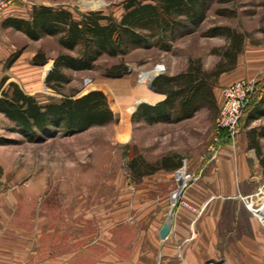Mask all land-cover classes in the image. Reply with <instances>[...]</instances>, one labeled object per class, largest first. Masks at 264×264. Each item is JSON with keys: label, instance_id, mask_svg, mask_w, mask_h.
Listing matches in <instances>:
<instances>
[{"label": "rangeland", "instance_id": "1", "mask_svg": "<svg viewBox=\"0 0 264 264\" xmlns=\"http://www.w3.org/2000/svg\"><path fill=\"white\" fill-rule=\"evenodd\" d=\"M129 1L26 0L24 5L64 8L76 20L89 12L120 20ZM205 18L199 26L179 30L180 34L167 42L157 37L143 45L131 46L125 55L104 54L91 70L62 68L69 82L53 83L54 90L45 80L49 69L58 56L77 57L80 50L62 48L59 36H45L32 42L13 33L15 52H21L19 57L22 56L17 63L18 73L27 72L29 86L37 92L34 96L40 103H58L66 96L80 97L90 91H102L107 95L114 118L84 132L55 131L40 137L26 135L0 118V191L11 199L10 213L4 215L7 231L0 238V245L5 247L0 256L13 257L14 264L24 260L28 253L30 264H37L41 254L63 258L71 254L85 263L87 258L101 254L95 242L107 229L106 223L113 221L115 211L120 210V219L131 217L128 206L135 184L142 181L140 173L152 170L162 155L185 159L190 166V160L202 158L208 152L218 130L217 117L223 101L219 90L216 110L202 109L186 121L146 124L134 117L140 105H135V100L144 98L158 77L184 73L190 60L201 61L207 72L217 68L230 70L223 74L222 87H219L221 76L217 81L222 90L232 80L253 76L257 90L242 115L240 133L243 123L244 127L248 126L247 123L245 126L247 121H252V128L264 130V113L259 115L253 110L255 102L264 95V0L227 3L216 0ZM235 37L242 38V44L237 47ZM239 49L233 64L228 54ZM34 52L44 54L46 62L30 64ZM158 65L165 66L166 72L151 82L142 81L141 75L156 70ZM19 75L16 80L22 83ZM132 160L138 161V170L131 169ZM257 194L252 209L262 206L259 213H264V184Z\"/></svg>", "mask_w": 264, "mask_h": 264}, {"label": "crops", "instance_id": "2", "mask_svg": "<svg viewBox=\"0 0 264 264\" xmlns=\"http://www.w3.org/2000/svg\"><path fill=\"white\" fill-rule=\"evenodd\" d=\"M24 3L13 4L0 15V94L3 90H9L11 83H17L28 96L37 93L29 86L27 72L18 73L17 63L22 56L19 57L21 52H15L13 33L21 34L32 42L41 41L48 35L36 41L14 27L13 21L30 22L34 8L38 7ZM41 5L53 8L52 5ZM37 55L36 52L30 55L33 57L30 64H38L35 61ZM18 75L22 83L16 80ZM251 77L246 75L232 80L225 87ZM221 82L224 83L223 74ZM223 85L221 83L219 87ZM216 86L215 96L219 99L220 91L222 98V89ZM166 97L151 88L144 98L135 100V105H156ZM1 117L15 125L2 112ZM250 123L252 121L245 122L246 127L243 123L235 143L223 137L213 160L211 147L202 158L190 160L192 171L205 166L202 178L185 195L187 204L196 211L180 206L169 220L173 173L181 166L183 159L162 155L159 161L170 158L175 167L161 168L144 175L142 181L135 184L128 206L131 217L128 220L120 219V210L115 211L113 221L106 223L107 229L95 242L100 246V255L80 263L71 254L65 258L62 255L47 257L41 254L38 255L37 264H208L211 261L215 264H264V213H259L262 206L252 209V200L258 196L264 184V130L252 128ZM10 206V197L2 196L0 191V238L7 231L3 222L4 215L10 213ZM167 223H171V230L162 239L160 232ZM4 250L5 247L0 245V255ZM11 262H14L13 257L7 259L0 256V264ZM30 262L27 253L24 260L14 264Z\"/></svg>", "mask_w": 264, "mask_h": 264}, {"label": "trees", "instance_id": "3", "mask_svg": "<svg viewBox=\"0 0 264 264\" xmlns=\"http://www.w3.org/2000/svg\"><path fill=\"white\" fill-rule=\"evenodd\" d=\"M213 1L216 0H152L151 3L130 0L120 20L105 17L100 12H89L76 20L71 11L41 5L34 8L30 22L13 21L12 24L33 40L38 41L43 35L59 36L62 48L80 50L77 57L63 54L54 62L45 77L47 86L54 90L53 83L61 85L69 82L62 68L69 71L91 70L104 54L112 57L125 55L131 46L143 45L157 37L167 42L178 36L179 30L191 25L199 26L206 19ZM218 1L227 3L229 0ZM234 42L237 47L242 44V38L235 37ZM164 48L169 50L167 46ZM239 53L240 49L228 54L233 64ZM46 60L41 53L35 57L39 64ZM229 71L217 68L207 72L203 70L201 61L190 60L184 73L172 77L160 76L153 82L152 88L165 94L166 99L156 105H138L134 117L141 123L174 124L194 117L202 109L216 110L219 104L214 88L219 77ZM0 96V112L29 136L40 137L55 131L63 134L84 132L110 123L114 118L107 95L102 91H90L80 97L66 96L58 103L42 104L35 96L24 94L17 83H11L9 90H3ZM253 110L259 115L264 113V95L255 102ZM138 165L137 160H132L131 169L138 170ZM170 167H175L173 160L163 158L152 170L140 174L144 176Z\"/></svg>", "mask_w": 264, "mask_h": 264}, {"label": "built area", "instance_id": "4", "mask_svg": "<svg viewBox=\"0 0 264 264\" xmlns=\"http://www.w3.org/2000/svg\"><path fill=\"white\" fill-rule=\"evenodd\" d=\"M25 1L26 0H0V15L8 10L9 7L13 6V4L24 3ZM51 70L52 69H49V72ZM156 70H158V73L155 75V78L163 72H166L165 66L158 65ZM256 85V80L250 78L232 83L230 86L223 88V101L217 117V135L211 146V160L216 158L223 137L230 141V143L236 142V139L240 134V127L243 119L242 115L257 90ZM181 162V166L176 169L173 174L174 186L170 194L171 211L169 213V220L174 217L176 209L180 206L196 211L192 205L187 204L185 201V195L188 192L187 190H189L194 183L198 182L202 178L205 169V166H202L198 170L192 171L189 168L187 160L184 159ZM182 171L187 181V184L184 185L179 183L176 177L177 173Z\"/></svg>", "mask_w": 264, "mask_h": 264}, {"label": "bare ground", "instance_id": "5", "mask_svg": "<svg viewBox=\"0 0 264 264\" xmlns=\"http://www.w3.org/2000/svg\"><path fill=\"white\" fill-rule=\"evenodd\" d=\"M157 73H158V70H151V71L144 72L141 75L142 81H146L147 80V82H151L155 78V75ZM124 130H126V128ZM176 177H177L179 183H181L183 185L187 184L186 177L184 176L183 171L182 172H178Z\"/></svg>", "mask_w": 264, "mask_h": 264}, {"label": "water", "instance_id": "6", "mask_svg": "<svg viewBox=\"0 0 264 264\" xmlns=\"http://www.w3.org/2000/svg\"><path fill=\"white\" fill-rule=\"evenodd\" d=\"M152 88V87H151ZM153 89V88H152ZM154 90V89H153ZM171 230V223H167L163 226L161 232H160V235H161V238L162 239H165L168 235H169V232Z\"/></svg>", "mask_w": 264, "mask_h": 264}]
</instances>
